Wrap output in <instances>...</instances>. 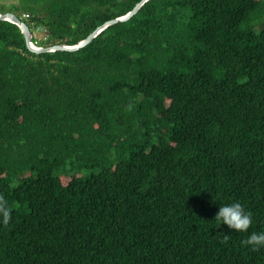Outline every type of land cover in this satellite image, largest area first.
<instances>
[{"label":"trees","instance_id":"1","mask_svg":"<svg viewBox=\"0 0 264 264\" xmlns=\"http://www.w3.org/2000/svg\"><path fill=\"white\" fill-rule=\"evenodd\" d=\"M139 1L0 12L72 45ZM0 197V264H264V0H147L76 51L0 20Z\"/></svg>","mask_w":264,"mask_h":264},{"label":"clouds","instance_id":"2","mask_svg":"<svg viewBox=\"0 0 264 264\" xmlns=\"http://www.w3.org/2000/svg\"><path fill=\"white\" fill-rule=\"evenodd\" d=\"M19 18L24 21V19L28 17L26 18L22 14ZM38 30H42V28L39 27ZM30 31L33 37V35H35V30L32 32L30 29ZM252 215V212L246 210L240 202H233L219 206L214 219L217 226L223 224L227 226L229 230L244 233L253 223ZM11 218L12 213L7 203L0 197V224L8 225ZM225 239H227V236H225ZM241 243L245 246H249L252 251H259L260 248H264V232H252L247 236V239L241 241Z\"/></svg>","mask_w":264,"mask_h":264},{"label":"water","instance_id":"3","mask_svg":"<svg viewBox=\"0 0 264 264\" xmlns=\"http://www.w3.org/2000/svg\"><path fill=\"white\" fill-rule=\"evenodd\" d=\"M146 1L147 0H140L125 15L120 16V17H115V18L105 21L104 23L98 25L94 30H92L85 38L79 40L77 43L72 44V45H67V44H53L49 46L35 45V43H32V40H31L32 34H31L28 24L25 21L21 20L16 14H14L13 12H3V13L0 12V20H8L16 24L19 27L24 37L26 47L28 48L29 51L33 53H45V52H52V51H57V50L76 51L84 47L86 44H88L104 28L112 24H115L117 22L128 20L131 16H133L139 10L142 4Z\"/></svg>","mask_w":264,"mask_h":264},{"label":"rangeland","instance_id":"4","mask_svg":"<svg viewBox=\"0 0 264 264\" xmlns=\"http://www.w3.org/2000/svg\"><path fill=\"white\" fill-rule=\"evenodd\" d=\"M41 33H43L42 30H38V29L35 30V35L39 36ZM42 35H43V34H42ZM42 35H41V36H42ZM42 37H43V36H42Z\"/></svg>","mask_w":264,"mask_h":264},{"label":"built area","instance_id":"5","mask_svg":"<svg viewBox=\"0 0 264 264\" xmlns=\"http://www.w3.org/2000/svg\"><path fill=\"white\" fill-rule=\"evenodd\" d=\"M23 16H24V17H26V18L28 17V15H27V14H23Z\"/></svg>","mask_w":264,"mask_h":264}]
</instances>
